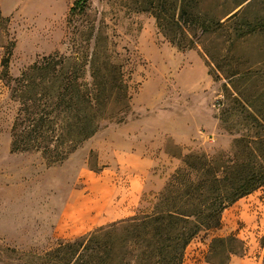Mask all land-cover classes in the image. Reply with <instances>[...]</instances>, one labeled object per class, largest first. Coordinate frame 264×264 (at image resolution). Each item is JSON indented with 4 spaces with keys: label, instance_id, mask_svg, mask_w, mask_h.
<instances>
[{
    "label": "rangeland",
    "instance_id": "1",
    "mask_svg": "<svg viewBox=\"0 0 264 264\" xmlns=\"http://www.w3.org/2000/svg\"><path fill=\"white\" fill-rule=\"evenodd\" d=\"M150 1L89 0L78 16L83 40L92 33V44L115 50L124 64L130 110L122 122L104 121L63 162L48 164L39 153L10 150L17 111L11 86L36 59L72 53L67 17L74 0H0V264H56L44 255L59 239L151 212L185 155L232 153L236 138L262 133L245 129L251 120L224 94V83L239 72L249 83L246 95L264 107V0H192L210 19L234 13L214 41H205L216 55L211 65L201 45L183 50L166 39L145 9ZM248 22L259 30L228 36L232 27L247 33ZM224 111L231 114L225 123ZM231 234L244 249L227 264H263L264 184L228 206L220 227L200 231L182 264H219L223 249L214 250L212 240Z\"/></svg>",
    "mask_w": 264,
    "mask_h": 264
},
{
    "label": "trees",
    "instance_id": "2",
    "mask_svg": "<svg viewBox=\"0 0 264 264\" xmlns=\"http://www.w3.org/2000/svg\"><path fill=\"white\" fill-rule=\"evenodd\" d=\"M88 3L74 0L68 13L72 53L44 55L13 80L11 98L17 102V111L11 125L12 152L39 153L48 164L63 162L96 134L104 121L122 122L130 110L129 84L124 64L113 57L116 51L92 44V33L83 40L85 34L76 23ZM150 3L145 9L171 44L183 50L201 45L209 65L217 64L205 41H214L234 13L226 20L210 19L192 0ZM246 24L247 33L232 27L228 36L234 40L260 28ZM8 65L6 57L3 78L9 77ZM225 79L224 94L233 95V103L241 104L251 120L245 129L262 133L255 137L242 134L234 140L232 153L185 155L184 167L172 175L151 212L98 226L72 240L59 239L44 257L55 258L56 264H182L186 247L200 231L220 227L228 206L262 186L264 107H256L254 96L246 95L249 83H241L239 72ZM230 116L224 111L220 119L225 123ZM212 247L223 249L225 259L219 264H227L233 254L244 249L234 234L214 237Z\"/></svg>",
    "mask_w": 264,
    "mask_h": 264
}]
</instances>
